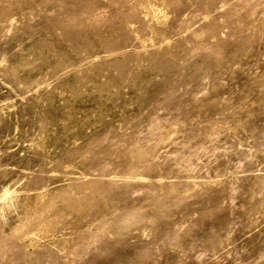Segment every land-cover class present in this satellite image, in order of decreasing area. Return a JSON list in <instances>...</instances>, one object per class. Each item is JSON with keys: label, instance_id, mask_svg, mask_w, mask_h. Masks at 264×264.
<instances>
[{"label": "rangeland", "instance_id": "1", "mask_svg": "<svg viewBox=\"0 0 264 264\" xmlns=\"http://www.w3.org/2000/svg\"><path fill=\"white\" fill-rule=\"evenodd\" d=\"M0 264H264V0H0Z\"/></svg>", "mask_w": 264, "mask_h": 264}]
</instances>
